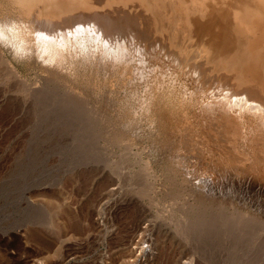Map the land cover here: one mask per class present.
I'll use <instances>...</instances> for the list:
<instances>
[{
	"label": "rangeland",
	"instance_id": "374dc122",
	"mask_svg": "<svg viewBox=\"0 0 264 264\" xmlns=\"http://www.w3.org/2000/svg\"><path fill=\"white\" fill-rule=\"evenodd\" d=\"M21 70L0 76V264H264V188L198 127Z\"/></svg>",
	"mask_w": 264,
	"mask_h": 264
},
{
	"label": "bare ground",
	"instance_id": "6f19581e",
	"mask_svg": "<svg viewBox=\"0 0 264 264\" xmlns=\"http://www.w3.org/2000/svg\"><path fill=\"white\" fill-rule=\"evenodd\" d=\"M0 67L122 92L264 188V0H0Z\"/></svg>",
	"mask_w": 264,
	"mask_h": 264
}]
</instances>
